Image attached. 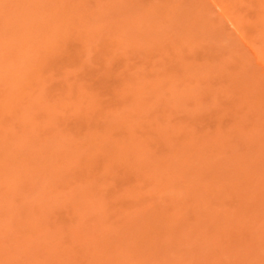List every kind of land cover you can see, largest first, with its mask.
I'll return each instance as SVG.
<instances>
[{"label": "rangeland", "instance_id": "obj_1", "mask_svg": "<svg viewBox=\"0 0 264 264\" xmlns=\"http://www.w3.org/2000/svg\"><path fill=\"white\" fill-rule=\"evenodd\" d=\"M0 264H264V0H0Z\"/></svg>", "mask_w": 264, "mask_h": 264}]
</instances>
